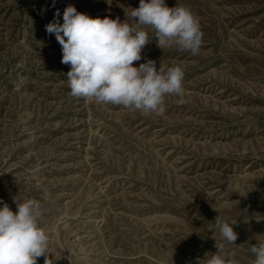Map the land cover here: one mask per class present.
Instances as JSON below:
<instances>
[{
  "label": "rangeland",
  "instance_id": "1",
  "mask_svg": "<svg viewBox=\"0 0 264 264\" xmlns=\"http://www.w3.org/2000/svg\"><path fill=\"white\" fill-rule=\"evenodd\" d=\"M165 2L191 10L203 43L161 49L143 29L134 66L185 72V103L166 96L159 116L70 95L45 28L68 5L132 24L139 0H0V207L41 202L47 264H206L216 244L254 264L264 243V0ZM217 215L237 220L235 244L209 231Z\"/></svg>",
  "mask_w": 264,
  "mask_h": 264
},
{
  "label": "clouds",
  "instance_id": "2",
  "mask_svg": "<svg viewBox=\"0 0 264 264\" xmlns=\"http://www.w3.org/2000/svg\"><path fill=\"white\" fill-rule=\"evenodd\" d=\"M59 16L57 9L45 28L61 45V63L70 65L66 73L70 95L99 105L135 109L143 115L162 116L169 95L179 97L177 103H185V72L181 66L166 69L147 59L137 67L134 62L141 61L142 50L149 43L144 28L155 32L159 48L175 46L178 51L197 55L203 32L189 8L169 7L165 0H139V6L130 13L132 24L121 22L119 17L93 18L72 5L64 9L63 23ZM16 206L15 212L6 202L0 207V264H37L41 256L47 264L49 238L39 226L41 202L28 199L16 202ZM236 223L237 220L225 221L217 215L209 231L218 230L224 241L235 244ZM215 246L218 251L211 253L206 264H235L233 259L219 254L223 244ZM251 252L255 255L254 264H264V243L252 245Z\"/></svg>",
  "mask_w": 264,
  "mask_h": 264
}]
</instances>
